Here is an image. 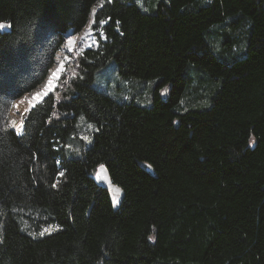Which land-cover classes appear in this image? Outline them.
Returning a JSON list of instances; mask_svg holds the SVG:
<instances>
[{
    "label": "trees",
    "instance_id": "16d2710c",
    "mask_svg": "<svg viewBox=\"0 0 264 264\" xmlns=\"http://www.w3.org/2000/svg\"><path fill=\"white\" fill-rule=\"evenodd\" d=\"M90 17L97 46L17 134L12 102ZM0 24V264H264V0H0ZM215 27L243 57L214 55ZM112 63L129 95L157 81L150 106L94 86Z\"/></svg>",
    "mask_w": 264,
    "mask_h": 264
},
{
    "label": "rangeland",
    "instance_id": "374dc122",
    "mask_svg": "<svg viewBox=\"0 0 264 264\" xmlns=\"http://www.w3.org/2000/svg\"><path fill=\"white\" fill-rule=\"evenodd\" d=\"M134 1L143 12L153 13L158 3L160 1L166 0H143V4H139L138 0ZM91 25L92 17L89 18L88 23L79 33L73 34L72 32H67L64 37L63 45L57 52L54 64L48 71V74L44 81L33 91L21 96L20 98L12 102L7 116V126L17 134L19 133L16 126H19L21 121H24L26 113L33 107V105H35L37 102L41 101L44 97L54 91L63 75H65L66 81L71 77L74 72V53H79L84 49L97 46L95 32L91 29ZM236 29L237 27H234L230 30L235 31ZM222 34L223 30L215 27L213 31L207 36L211 51L214 53V55L226 63H230L234 58L243 57L245 51H236L235 42L231 43V46L229 48L227 47V45H222L221 41L219 40ZM234 34L235 37H237L238 41H240V31H235ZM229 49H231V55H226ZM199 74L200 73L193 71V73L191 74V78L194 82V87L197 86L200 90V94L205 97V100H207L208 98H210V93L212 91L210 90L207 81H201V83L197 82ZM65 80H61L63 81V85L65 83ZM125 82V79L121 78L116 73L115 66L112 63L104 71H102L98 77H96L94 86L98 90H102L110 96L117 98L129 96L134 100L136 104L140 106L151 105L149 92L156 85V80H149L145 83L136 82L135 92L130 95L126 92V87L124 85ZM127 84L128 91H132V87L134 85L130 83ZM50 86L51 90H49ZM164 91L165 89L162 91V94L164 93ZM38 96L40 97L39 99H37ZM186 102L187 101H184V103ZM206 106H208V103H206L203 108H205ZM13 121L16 122V126L12 124ZM90 130L91 128L88 125H81V137L83 139H86ZM52 231H54V228L50 226L43 228L41 232L48 233Z\"/></svg>",
    "mask_w": 264,
    "mask_h": 264
},
{
    "label": "water",
    "instance_id": "95a60500",
    "mask_svg": "<svg viewBox=\"0 0 264 264\" xmlns=\"http://www.w3.org/2000/svg\"><path fill=\"white\" fill-rule=\"evenodd\" d=\"M68 32H71V31H68ZM144 168L150 175L154 176V173L149 166L145 165ZM96 181L100 186H102L108 191L110 200L112 202V206L114 209H116L123 199V192L118 186H116L115 184L111 182L109 175L103 166H100L97 170Z\"/></svg>",
    "mask_w": 264,
    "mask_h": 264
},
{
    "label": "snow or ice",
    "instance_id": "6c2138e0",
    "mask_svg": "<svg viewBox=\"0 0 264 264\" xmlns=\"http://www.w3.org/2000/svg\"><path fill=\"white\" fill-rule=\"evenodd\" d=\"M138 2H139V0H138ZM4 27H5V25L0 24V29H3ZM49 90H51V86H50V89H49ZM39 98H40V97L38 96L37 99H39ZM12 124H13L14 126H16V122H15V121H13ZM16 127H17V129H18V133H19V134H22V132H23V121H21L20 125H19V126H16ZM57 163H59V161H57ZM60 175H63V173L61 172ZM53 187H55V185H53ZM46 231H47V230H46ZM40 235H44V233L41 232Z\"/></svg>",
    "mask_w": 264,
    "mask_h": 264
}]
</instances>
